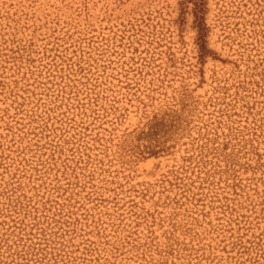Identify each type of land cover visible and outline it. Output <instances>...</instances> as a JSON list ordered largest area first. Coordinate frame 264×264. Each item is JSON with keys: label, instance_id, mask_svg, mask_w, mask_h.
<instances>
[{"label": "rangeland", "instance_id": "374dc122", "mask_svg": "<svg viewBox=\"0 0 264 264\" xmlns=\"http://www.w3.org/2000/svg\"><path fill=\"white\" fill-rule=\"evenodd\" d=\"M0 264H264V0H0Z\"/></svg>", "mask_w": 264, "mask_h": 264}]
</instances>
